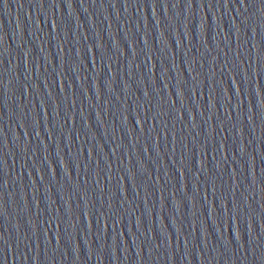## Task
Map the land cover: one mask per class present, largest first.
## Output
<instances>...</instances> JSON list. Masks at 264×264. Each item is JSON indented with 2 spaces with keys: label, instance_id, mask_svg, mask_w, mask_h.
Listing matches in <instances>:
<instances>
[{
  "label": "water",
  "instance_id": "1",
  "mask_svg": "<svg viewBox=\"0 0 264 264\" xmlns=\"http://www.w3.org/2000/svg\"><path fill=\"white\" fill-rule=\"evenodd\" d=\"M0 264H264V0H0Z\"/></svg>",
  "mask_w": 264,
  "mask_h": 264
}]
</instances>
